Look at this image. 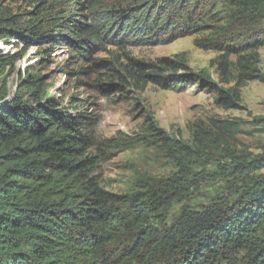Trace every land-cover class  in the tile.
Masks as SVG:
<instances>
[{"label": "trees", "instance_id": "1", "mask_svg": "<svg viewBox=\"0 0 264 264\" xmlns=\"http://www.w3.org/2000/svg\"><path fill=\"white\" fill-rule=\"evenodd\" d=\"M46 2L29 18L1 16L0 38L19 39L27 51L36 42L53 48L65 35L80 63L107 45H154L195 35L198 47L220 51L213 61L220 105L239 107L242 86L264 81V0ZM18 56L3 57L0 67ZM160 61L175 72L188 67L184 58L179 68L172 59ZM132 62L134 76L165 88L180 89L194 79L192 73L183 81L175 73H146L148 64ZM80 69L89 73L93 66ZM6 97L0 92V264H264V155L248 160L233 154L225 191L191 204L185 201L197 187L194 149L152 132L171 149L178 170L144 175L136 189L115 192L95 174L98 156L90 152L87 114H68L53 98ZM243 125L213 119L206 142L230 148ZM252 131L264 133V117L255 119Z\"/></svg>", "mask_w": 264, "mask_h": 264}, {"label": "rangeland", "instance_id": "2", "mask_svg": "<svg viewBox=\"0 0 264 264\" xmlns=\"http://www.w3.org/2000/svg\"><path fill=\"white\" fill-rule=\"evenodd\" d=\"M46 1L52 0H0V17L29 18L47 4ZM96 1L126 5L133 0ZM64 37L57 39L59 44L53 48L52 43L36 42L27 51L19 39L0 38V64L5 63L3 57L10 59L13 54L21 53L14 63L0 67V92H6L7 99L21 95L31 102L53 98L68 114L77 111L87 114L90 119L85 131L92 141L90 152L98 156L95 174L108 190L131 191L144 175L163 177L178 170L171 149L155 141L159 134L153 137L149 135L152 132L194 149L191 165L197 187L185 201L191 204L208 203L225 191V178L233 171L229 165L233 154L248 160L264 155V133L252 131L255 119L264 117V81L249 80L242 86L239 107L220 105L215 82H221L213 63L220 51L198 47L197 36L125 48L107 45L95 49L93 59L80 63L76 62L74 51L65 45ZM259 52V67L264 75V47ZM163 58L172 59L177 68L184 58L188 67L176 72L168 70L160 61ZM132 59L148 64L144 68L146 73H175L182 76L179 78L182 81L185 75L192 73L194 79L190 83L186 79L180 89L165 88L147 78L134 76L136 66ZM95 62L99 66H95ZM81 65L93 66V69L80 73ZM196 75L203 76L205 81ZM36 78L40 79L38 85L30 86V80ZM213 119L244 122L243 131L236 135L230 148L207 144ZM201 140L205 144H201ZM179 206V203L174 204L172 211H177Z\"/></svg>", "mask_w": 264, "mask_h": 264}]
</instances>
